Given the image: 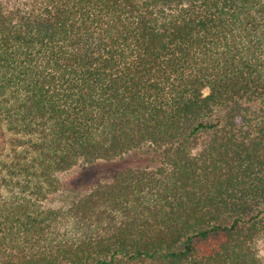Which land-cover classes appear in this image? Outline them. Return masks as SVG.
Returning <instances> with one entry per match:
<instances>
[{
  "label": "trees",
  "instance_id": "1",
  "mask_svg": "<svg viewBox=\"0 0 264 264\" xmlns=\"http://www.w3.org/2000/svg\"><path fill=\"white\" fill-rule=\"evenodd\" d=\"M261 245L264 0H0V264H264Z\"/></svg>",
  "mask_w": 264,
  "mask_h": 264
},
{
  "label": "rangeland",
  "instance_id": "2",
  "mask_svg": "<svg viewBox=\"0 0 264 264\" xmlns=\"http://www.w3.org/2000/svg\"><path fill=\"white\" fill-rule=\"evenodd\" d=\"M146 163V161H144L143 159H140L138 157H130L129 159L125 158V159H120V160H117L111 164H108L107 165V168L111 169V171L109 172H104L102 170V167L101 166H98L96 169L90 171V172H85L82 176L79 175V171L80 169L79 168H74V169H71L70 171H67V172H63V173H60L59 174V177L60 179L65 182V181H71V182H79V180H81V178H95V177H100V176H111V173L116 170V169H120L124 166H127V165H133V166H137V165H144ZM60 198L61 196L59 195H55L54 196V199L52 201V203H55V204H58L60 203ZM261 249H262V252L264 253V246L261 245Z\"/></svg>",
  "mask_w": 264,
  "mask_h": 264
}]
</instances>
